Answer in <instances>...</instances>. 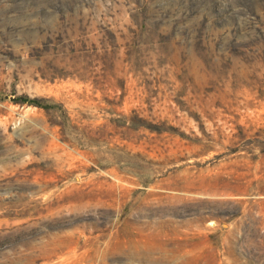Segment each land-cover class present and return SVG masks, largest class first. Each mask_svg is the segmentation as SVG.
Returning <instances> with one entry per match:
<instances>
[{
  "label": "rangeland",
  "instance_id": "obj_1",
  "mask_svg": "<svg viewBox=\"0 0 264 264\" xmlns=\"http://www.w3.org/2000/svg\"><path fill=\"white\" fill-rule=\"evenodd\" d=\"M0 264H264V0H0Z\"/></svg>",
  "mask_w": 264,
  "mask_h": 264
},
{
  "label": "trees",
  "instance_id": "obj_2",
  "mask_svg": "<svg viewBox=\"0 0 264 264\" xmlns=\"http://www.w3.org/2000/svg\"><path fill=\"white\" fill-rule=\"evenodd\" d=\"M17 101L18 102H26V103H30V104H34V105H37V106H40V103L38 102L37 98H25V97H18L17 98Z\"/></svg>",
  "mask_w": 264,
  "mask_h": 264
}]
</instances>
